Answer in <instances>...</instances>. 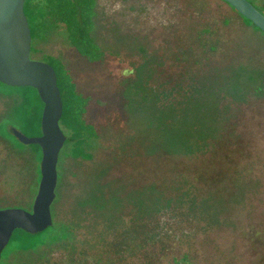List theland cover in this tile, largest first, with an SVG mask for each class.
Returning a JSON list of instances; mask_svg holds the SVG:
<instances>
[{"label": "rangeland", "instance_id": "rangeland-1", "mask_svg": "<svg viewBox=\"0 0 264 264\" xmlns=\"http://www.w3.org/2000/svg\"><path fill=\"white\" fill-rule=\"evenodd\" d=\"M96 1L97 62L64 25L32 42V59L70 69L96 132L79 158L72 143L60 152L45 245L12 241L0 264H264V88L238 91L254 72L264 86V32L224 0ZM202 81L222 99L212 122V103L197 101L218 135L207 141L187 132L196 116L170 117L152 94ZM21 97L0 81V209L32 211L42 158L14 134Z\"/></svg>", "mask_w": 264, "mask_h": 264}, {"label": "trees", "instance_id": "trees-1", "mask_svg": "<svg viewBox=\"0 0 264 264\" xmlns=\"http://www.w3.org/2000/svg\"><path fill=\"white\" fill-rule=\"evenodd\" d=\"M96 2V0H27V3L24 5V11L31 28L32 42L35 39H49L58 30L60 25H64L67 30L68 39L77 52L89 61L97 62L102 58L103 53L93 36L96 28ZM240 16L244 19L246 25L251 23L256 26L251 20L243 17L241 14ZM48 59L49 61L47 62L54 67L57 73L58 86L63 100V115L60 124L61 127L64 126L70 132V135L67 137V143L73 144L72 154L75 158H79L80 153L84 150L87 135L93 136L96 132L95 127L91 123H88L84 117L87 110L88 97L78 90L70 69L62 60L55 56H48ZM253 74L254 75L248 77L249 79H246L247 84H241L242 87H245H240L238 90L239 93L241 89L242 91H249L250 88H252L255 91H261V89L264 88V86L259 83L257 74L255 72ZM203 83V81L195 84L188 82L187 88L181 86L179 90H166L163 92V95L161 92H158V94L155 92L156 97L154 93L152 94L153 98H157L155 101L159 108H162L161 112H165L166 114L169 109L175 112V114H170V117L176 116L181 120H189L193 116H196L198 118L196 122H188L191 124H189L187 128L189 129L187 132H196L199 134L198 137L202 136L204 133V136H209L205 138V141H207L210 137L214 138L218 135L215 134V132H209V121L206 122V125L198 123L201 122L202 118L205 116V108L199 107L197 101L202 99V101L210 102L209 104L212 103V106L210 105V108L212 107L213 109L212 113H210L212 122V120L216 121L219 119L217 112L221 109L220 102L222 99L217 92L214 93L215 91L212 92L213 97L209 99L210 96L205 94L208 85ZM16 88H19L22 94L19 110L16 111V119L20 124V131L25 133L26 130H33V135H41L42 116L45 103L41 99L36 88L32 86ZM137 91L138 95L140 93V88H138ZM207 92L211 93L210 91ZM172 93L179 96L173 97ZM131 96L130 94L129 97ZM145 98L150 102V94L147 97L142 95L140 98L141 106H144L141 114L144 113L143 110L147 106L145 104L148 103H146ZM147 107L153 108L150 105ZM193 108L195 109L192 112ZM136 109H139L136 105L131 106L132 112L136 111ZM156 114L157 112L154 113V115ZM221 129H219L218 132H220ZM198 140H202V137H199ZM196 141L197 140H195V142ZM32 146L35 155L41 159L43 156L41 146L38 144H33ZM200 148H203V146ZM50 228L51 227L39 234H30L21 229H16L10 242H21L22 245L19 246L21 251H36L45 245L47 240L46 234L49 233L48 231ZM65 233L70 238L69 228H67ZM176 260L177 259H175V263H177Z\"/></svg>", "mask_w": 264, "mask_h": 264}, {"label": "water", "instance_id": "water-1", "mask_svg": "<svg viewBox=\"0 0 264 264\" xmlns=\"http://www.w3.org/2000/svg\"><path fill=\"white\" fill-rule=\"evenodd\" d=\"M264 32V13L249 0H224ZM25 0H0V81L14 87L36 88L45 103L42 135L14 134L25 144H38L43 156L41 180L32 211L0 209V260L16 229L39 234L54 223L51 205L56 198L59 155L67 141L61 127L63 100L57 73L48 62L31 58L32 34L24 11Z\"/></svg>", "mask_w": 264, "mask_h": 264}, {"label": "flooded vegetation", "instance_id": "flooded-vegetation-1", "mask_svg": "<svg viewBox=\"0 0 264 264\" xmlns=\"http://www.w3.org/2000/svg\"><path fill=\"white\" fill-rule=\"evenodd\" d=\"M257 2L258 3H260L259 5L261 6V9L259 8V7H257V6H255V7H257V9L259 10V11H261L262 13H264V0H257ZM27 3V0H25V4ZM252 3V2H251ZM253 4V3H252ZM254 5V4H253ZM244 17V16H243ZM242 21H243V23H244V19L242 18ZM245 24V23H244ZM245 26H247V27H250L249 25H246L245 24ZM42 135V134H41ZM68 137V136H67ZM66 143H67V141H66ZM65 143V144H66ZM7 208H12V207H7ZM5 209V208H4Z\"/></svg>", "mask_w": 264, "mask_h": 264}]
</instances>
